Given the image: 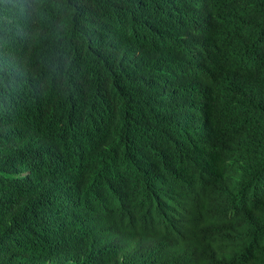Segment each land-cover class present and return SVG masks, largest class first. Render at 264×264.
I'll return each mask as SVG.
<instances>
[{
    "label": "trees",
    "instance_id": "obj_1",
    "mask_svg": "<svg viewBox=\"0 0 264 264\" xmlns=\"http://www.w3.org/2000/svg\"><path fill=\"white\" fill-rule=\"evenodd\" d=\"M0 0V264H264V0Z\"/></svg>",
    "mask_w": 264,
    "mask_h": 264
},
{
    "label": "clouds",
    "instance_id": "obj_2",
    "mask_svg": "<svg viewBox=\"0 0 264 264\" xmlns=\"http://www.w3.org/2000/svg\"><path fill=\"white\" fill-rule=\"evenodd\" d=\"M16 6L19 15L32 25V31L27 33L28 38L36 39L44 35L43 29L63 32L65 8L62 0H17Z\"/></svg>",
    "mask_w": 264,
    "mask_h": 264
}]
</instances>
